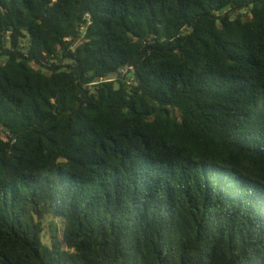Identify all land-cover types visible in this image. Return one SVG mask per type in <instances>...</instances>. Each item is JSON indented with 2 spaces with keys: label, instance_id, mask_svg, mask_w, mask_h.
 I'll return each instance as SVG.
<instances>
[{
  "label": "trees",
  "instance_id": "1",
  "mask_svg": "<svg viewBox=\"0 0 264 264\" xmlns=\"http://www.w3.org/2000/svg\"><path fill=\"white\" fill-rule=\"evenodd\" d=\"M0 264H264V0H0Z\"/></svg>",
  "mask_w": 264,
  "mask_h": 264
},
{
  "label": "water",
  "instance_id": "2",
  "mask_svg": "<svg viewBox=\"0 0 264 264\" xmlns=\"http://www.w3.org/2000/svg\"><path fill=\"white\" fill-rule=\"evenodd\" d=\"M81 106H82V103H80L74 110H72L70 112L69 116L71 117V116L75 115L78 112V110L80 109Z\"/></svg>",
  "mask_w": 264,
  "mask_h": 264
},
{
  "label": "built area",
  "instance_id": "3",
  "mask_svg": "<svg viewBox=\"0 0 264 264\" xmlns=\"http://www.w3.org/2000/svg\"><path fill=\"white\" fill-rule=\"evenodd\" d=\"M89 17V16H88ZM127 71V69H123L121 72L125 73ZM127 83H130V81H127Z\"/></svg>",
  "mask_w": 264,
  "mask_h": 264
}]
</instances>
